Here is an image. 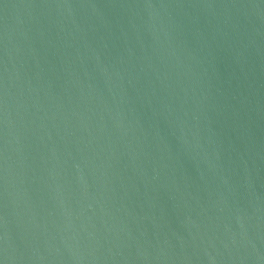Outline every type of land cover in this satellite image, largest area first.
<instances>
[{"label": "water", "instance_id": "water-1", "mask_svg": "<svg viewBox=\"0 0 264 264\" xmlns=\"http://www.w3.org/2000/svg\"><path fill=\"white\" fill-rule=\"evenodd\" d=\"M0 264H264V0H0Z\"/></svg>", "mask_w": 264, "mask_h": 264}]
</instances>
